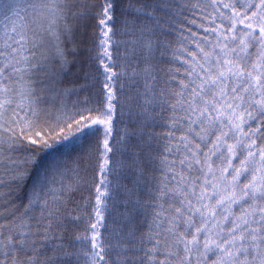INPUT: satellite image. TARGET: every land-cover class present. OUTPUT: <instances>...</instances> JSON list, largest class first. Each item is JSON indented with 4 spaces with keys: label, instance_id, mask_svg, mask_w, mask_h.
I'll use <instances>...</instances> for the list:
<instances>
[{
    "label": "snow or ice",
    "instance_id": "1",
    "mask_svg": "<svg viewBox=\"0 0 264 264\" xmlns=\"http://www.w3.org/2000/svg\"><path fill=\"white\" fill-rule=\"evenodd\" d=\"M0 264H264V0H0Z\"/></svg>",
    "mask_w": 264,
    "mask_h": 264
}]
</instances>
